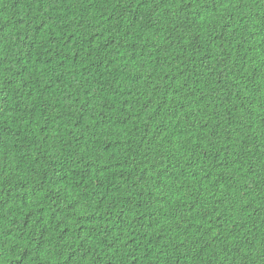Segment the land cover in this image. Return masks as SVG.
Returning <instances> with one entry per match:
<instances>
[{
    "label": "trees",
    "instance_id": "16d2710c",
    "mask_svg": "<svg viewBox=\"0 0 264 264\" xmlns=\"http://www.w3.org/2000/svg\"><path fill=\"white\" fill-rule=\"evenodd\" d=\"M0 264H264V0H0Z\"/></svg>",
    "mask_w": 264,
    "mask_h": 264
}]
</instances>
